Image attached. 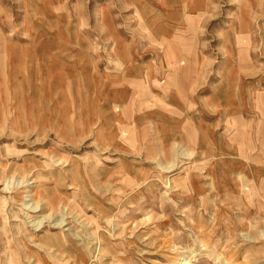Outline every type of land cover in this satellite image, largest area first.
Masks as SVG:
<instances>
[{"label": "rangeland", "instance_id": "obj_1", "mask_svg": "<svg viewBox=\"0 0 264 264\" xmlns=\"http://www.w3.org/2000/svg\"><path fill=\"white\" fill-rule=\"evenodd\" d=\"M153 1L0 0V264H264V0Z\"/></svg>", "mask_w": 264, "mask_h": 264}, {"label": "crops", "instance_id": "obj_2", "mask_svg": "<svg viewBox=\"0 0 264 264\" xmlns=\"http://www.w3.org/2000/svg\"><path fill=\"white\" fill-rule=\"evenodd\" d=\"M154 1L153 0H134V3L133 4H135L136 6H137V10H139V12H140V14H141V16H142V18L144 17L145 19H149L150 18V16H147L146 14H147V11H151V9H150V7L148 6L149 4H152ZM155 17V15H153L152 17H151V19H153ZM118 44H120V45H123V46H125L124 48H125V50H124V48H121V50L123 51L122 53L120 52V55H121V57H120V64H122V65H124V71H122V74H124V73H126L128 76H129V70L133 67V66H135V69H136V67H137V64H135L134 65V61H133V57H134V55L136 54V53H138L139 52V48H140V46H137V43H133V44H136V46H132V47H129V46H126V44H124L123 42H121V43H118ZM135 47V48H134ZM141 49V48H140ZM86 50H81L80 52H79V54H78V58H85L88 62H87V64L86 65H88V64H94L95 63V59L97 58L95 55H92V54H89V53H86L85 52ZM83 60H81L80 61V63L82 62ZM143 69V68H142ZM79 73L81 74H88V69L87 68H83V69H81L80 71H79ZM121 74V75H122ZM143 74V73H142ZM164 75V76H168V73H166V72H159V75L157 74V72H153V75H154V77L155 76H160V78L159 79H161V75ZM140 76H142V75H140L139 74V77L137 76V78L136 79H134L135 80V83L136 82H138V81H142L141 79V77ZM171 77H172V74H171ZM101 78H102V76H101ZM94 84V83H93ZM137 90V89H136ZM148 90H150V93H148V94H145V95H143L142 93H138L137 91H135V92H133V94L132 95H129L130 97H134V98H137V99H132L133 101H135V102H138V103H140L141 102V100H142V98H145V96L147 95V96H149V95H153V87H149L148 88ZM128 90H126V91H124L122 94H124V96L126 95V96H128ZM116 94L114 93V96H115ZM86 101H87V103H88V98L86 99ZM161 119H165L166 120V117H162ZM164 123H167V121L166 122H164ZM163 127L165 128V125H163ZM166 130H164V132H165ZM187 139V138H186Z\"/></svg>", "mask_w": 264, "mask_h": 264}, {"label": "bare ground", "instance_id": "obj_3", "mask_svg": "<svg viewBox=\"0 0 264 264\" xmlns=\"http://www.w3.org/2000/svg\"><path fill=\"white\" fill-rule=\"evenodd\" d=\"M184 261H185V260H183L181 264H187V263H185Z\"/></svg>", "mask_w": 264, "mask_h": 264}]
</instances>
